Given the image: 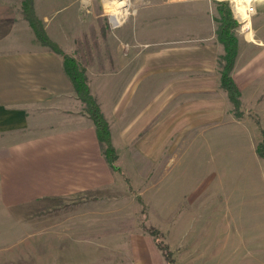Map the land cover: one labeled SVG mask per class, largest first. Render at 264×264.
Wrapping results in <instances>:
<instances>
[{"label": "crops", "instance_id": "1", "mask_svg": "<svg viewBox=\"0 0 264 264\" xmlns=\"http://www.w3.org/2000/svg\"><path fill=\"white\" fill-rule=\"evenodd\" d=\"M59 1L34 0V12L49 39L75 59L76 34L72 37L59 18L47 24L48 12L65 0ZM128 1L132 14L120 28L121 50L108 62L90 55L85 68L117 153L113 171L62 57L36 39L22 16V0H0V264H165L152 236L135 225L113 222H127L139 209L135 196L127 193L126 179L135 188L158 187L152 195L153 227L166 228L170 236H184L196 216L217 218L224 211L216 206L215 212H205L212 183L182 201L179 187L191 185L171 172L199 133L252 128L249 119L231 115L220 87L218 58L224 48L216 36V19L223 1ZM227 2L239 25L230 76L242 104L256 108L264 102V0H252L255 12L243 32ZM71 5L74 25L80 9ZM259 131L251 132L245 148L233 150V159L218 149L219 158L202 156L197 164L206 177L210 170H234L251 159L262 166L255 149ZM211 191L224 194V182ZM166 220L167 226H161ZM214 228L202 232L214 234ZM22 235L32 239L18 247L13 241ZM167 246L173 264H228L223 243L175 241ZM49 251H56V257L49 258Z\"/></svg>", "mask_w": 264, "mask_h": 264}, {"label": "rangeland", "instance_id": "2", "mask_svg": "<svg viewBox=\"0 0 264 264\" xmlns=\"http://www.w3.org/2000/svg\"><path fill=\"white\" fill-rule=\"evenodd\" d=\"M116 1L118 0H113L114 3ZM113 2L109 0H65L58 9L48 12L47 24L51 27V24H54L57 18H59L62 22H65L67 26L65 27L71 30L70 32L73 33V35L71 34L72 37L76 34L78 37H75V39L78 40L76 43V48H78L76 59L86 54L89 56L91 55L93 58L98 57V61L99 58L106 57L108 62L109 57L114 56V52L121 50V43H119L118 40L120 28L128 21L132 14V10L129 6L127 18L119 26L115 27L109 17V10H112V8L116 6ZM122 2L121 0L119 5H121ZM223 2H226L230 8L227 1ZM71 4H75L77 8L80 9V16L76 19L74 25H72L73 9ZM55 7L57 8V6ZM34 15L36 19L40 21L47 35L44 22L36 16L35 12ZM238 28L237 31H239ZM234 33L236 34V32ZM53 43L56 44L55 42ZM240 103L239 109L243 113L241 118H247L252 121V128L254 131L258 127L254 122L255 120L259 123V130L264 129V102L256 106V108H249L244 106L242 102ZM231 115L235 117L234 111H231ZM252 128L247 129L246 126L219 127L211 131L199 133V135L185 147L186 151L177 156V159L171 166V172H173L176 180L180 177H184L183 179L185 182L191 185L188 190L179 187L182 190L181 200L184 201L187 200V198L199 195L201 191L208 189L209 183H212V188L214 187L216 189L217 184L223 181L226 192H224V194H214L212 191L216 190L211 191V186L209 187V193H207L208 198L206 199H209V204L205 212H215L216 206L219 209L221 207L224 211L221 213V216L217 218H201L200 216L192 218L191 221H189L184 236H170L167 234V229L161 227L164 232L161 233L165 244L175 241L192 244L219 242L227 246L224 251V257L228 264H254V258L256 264H264V163L261 166L255 163L254 159H251L249 163H241L239 166H236L234 170L228 168L219 170L218 172L210 170L208 177H206V172L200 169L202 165L199 163L197 164V160L202 156L204 158L207 156L208 159L212 157L219 158L218 156H220V154L216 151L218 149L220 152H224L223 156L230 154V159H233V150L238 147L245 148L251 132H254ZM262 135L264 136V134ZM262 137L258 135L255 149L257 145L261 143ZM262 145L264 151V142H262ZM241 158H243L242 153L240 154V159ZM235 159H237V153H235ZM203 166L206 168L205 163ZM127 182L130 186V191L127 189V193L135 196L139 209L136 210V215H134L135 212H133L134 217L127 222L117 218L114 219L113 222L116 226H132L133 228L135 225V227L141 228L144 233L148 234L145 231V227L154 228L153 226L156 225L155 221H157L152 209V195L158 187L149 186L135 188L129 179H127ZM220 187L221 185H219V188ZM228 190H232L233 194H229ZM181 206H184V204ZM132 210L131 208L129 213L132 212ZM168 221L169 220L162 221L160 225L167 226ZM211 226L216 227L212 229L215 230L214 234L202 232V230L210 228ZM138 228L135 229L138 230ZM51 237L52 236H50L49 242L52 243ZM30 239H32V236L25 237L22 235L19 240H15L13 243H16L18 247H22L25 246ZM56 253V251H49V258L56 257ZM34 257H36L35 253Z\"/></svg>", "mask_w": 264, "mask_h": 264}, {"label": "trees", "instance_id": "3", "mask_svg": "<svg viewBox=\"0 0 264 264\" xmlns=\"http://www.w3.org/2000/svg\"><path fill=\"white\" fill-rule=\"evenodd\" d=\"M33 4L34 0H22L21 10L23 17L33 30L36 39L49 50L62 57L64 72L72 84L74 93L84 104L85 112L94 124L98 141L103 146V157L109 168L115 171L117 154L110 142L109 126L106 120L103 118L98 104L90 94L87 85L85 68L90 64L88 58L90 56L83 54L79 58L74 59L64 55L58 46L54 44L45 34L40 21H38L34 15ZM238 27V23L232 18L229 6L226 4V2H223L220 5L219 16L216 19V36L218 42L224 48V54L218 58L220 87L225 91L228 101L231 105V111H234L235 117L241 118L243 113L239 109L241 105L240 92L238 91L230 76L237 50V39L234 32H236ZM254 122L259 128L260 126L259 123H257L258 121L255 120ZM262 134H264V131L260 130L261 137L263 136ZM262 142H264V136L262 137L261 143L257 145L256 153L260 158L264 159ZM126 183L128 184L127 179ZM127 187L130 191L129 184ZM136 198L139 199L138 197ZM145 231L153 237L156 246L162 252L165 264H173L174 259L172 257V253L170 252L167 244L164 243L162 233L152 227H145Z\"/></svg>", "mask_w": 264, "mask_h": 264}, {"label": "bare ground", "instance_id": "4", "mask_svg": "<svg viewBox=\"0 0 264 264\" xmlns=\"http://www.w3.org/2000/svg\"><path fill=\"white\" fill-rule=\"evenodd\" d=\"M109 1L113 2V0H109ZM118 1H116L115 3L113 2L114 5L116 4V6L115 7L112 6L113 7L112 10L111 9L109 10V17H110V20L114 26L120 24L122 22V19L126 18V15L128 14V6H127L128 0H125V2H124V0H122L123 2L121 5H119L121 0L119 2ZM230 1H232V3H234L236 5L237 14L244 17V15H245V2L249 3V1H250V3H251L252 0H230ZM110 4H112V3H110ZM121 9H122V11H121Z\"/></svg>", "mask_w": 264, "mask_h": 264}, {"label": "built area", "instance_id": "5", "mask_svg": "<svg viewBox=\"0 0 264 264\" xmlns=\"http://www.w3.org/2000/svg\"><path fill=\"white\" fill-rule=\"evenodd\" d=\"M128 3V7H129V1L127 2ZM245 15H244V17L243 16H241V15H238L237 14V10H236V5L234 4V3H232V8H233V11H234V14H235V17L236 18H238L239 19V23H240V30L243 32L245 29H247L246 27H245V23H247L248 21H249V19L251 18V16L254 14V12H255V10H254V6H253V4H252V1H251V3H246L245 2ZM124 8V7H123ZM235 8V9H234ZM128 10H129V8H128ZM129 14V13H128ZM128 14L126 15V18H127V16H128ZM126 18H123L122 19V22L121 23H123L124 21H125V19ZM120 23V24H121ZM120 24H118V25H115V27H117V26H119Z\"/></svg>", "mask_w": 264, "mask_h": 264}, {"label": "water", "instance_id": "6", "mask_svg": "<svg viewBox=\"0 0 264 264\" xmlns=\"http://www.w3.org/2000/svg\"><path fill=\"white\" fill-rule=\"evenodd\" d=\"M220 1H227V0H220Z\"/></svg>", "mask_w": 264, "mask_h": 264}]
</instances>
